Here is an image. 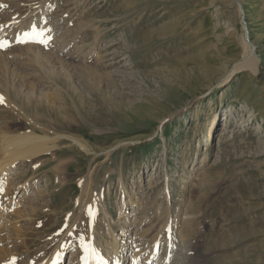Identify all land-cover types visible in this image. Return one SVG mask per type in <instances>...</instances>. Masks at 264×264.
I'll return each instance as SVG.
<instances>
[{
	"label": "rangeland",
	"instance_id": "374dc122",
	"mask_svg": "<svg viewBox=\"0 0 264 264\" xmlns=\"http://www.w3.org/2000/svg\"><path fill=\"white\" fill-rule=\"evenodd\" d=\"M5 1L0 138L56 148L0 175L1 255L41 264L70 238L66 264L95 234L108 252L125 240L131 264L139 224L143 237L169 224L177 242L191 214L202 264H264V0ZM245 39L258 72L229 77ZM137 200L138 214L120 209Z\"/></svg>",
	"mask_w": 264,
	"mask_h": 264
},
{
	"label": "bare ground",
	"instance_id": "6f19581e",
	"mask_svg": "<svg viewBox=\"0 0 264 264\" xmlns=\"http://www.w3.org/2000/svg\"><path fill=\"white\" fill-rule=\"evenodd\" d=\"M0 4H6V1L4 2V0L3 1L0 0ZM38 28L39 27H37L35 29V27H34L33 30L30 31L31 35L29 33V37L32 38V36L37 35L38 33H41V32H39ZM0 38H1V36H0ZM253 52H254V50L251 47L250 43H248L247 40L245 39L243 41V51H242L241 60L235 66V68L232 70L229 77L232 76V74H234L236 72L246 71V70L252 72L255 75L257 74V72H258V69H257L258 61H257L256 57L254 56ZM260 72L263 73L262 70ZM229 77H227V79H229ZM230 111L227 113L228 117H232V110H230ZM214 125H216V122L212 126H214ZM46 136H41V135H38L35 133H26V134L18 135L16 137H11V136L3 134V136L0 138V175H6L9 172H13L12 170L17 168V165L19 166V164H25V163L30 162L31 167H32V169H30V171H35L40 166H42V163H41V165L37 164L35 166V164H32V161L40 158L41 156H45L49 153L51 154V151L56 148V144H55L56 139L55 138L52 139V138H49ZM209 139H211V136ZM72 140H74V139H72ZM74 142L77 143V141H75V140H74ZM77 145H79V147L83 148L84 150L87 149L84 145L80 144L79 142L77 143ZM56 154H59V153H56ZM10 169H12V170L10 171ZM56 169L57 168H55V170ZM15 173H16L15 175L19 178H23L22 175H25L22 173L21 170H19V168L17 169V171ZM30 173H32V172H30ZM152 183H154V182H152ZM31 184H32V181H28V182L23 181L22 183L18 184L19 187L15 186V190H18V191L22 190L23 191L22 197H24L26 199L27 198L26 196L28 195V192L31 189ZM92 184H93L92 178L91 179L89 178L85 187L84 188L82 187L83 188L82 189L83 196H85V198L87 197V199L91 198V196H92V193H93ZM2 186H4V185H2ZM10 189H14V188L12 187ZM1 191L3 192V190H1ZM8 192L10 193V190ZM2 202H3V200H2ZM2 202L0 201V205H1L0 206V245L4 242L3 236L7 234V232L9 231L8 229H12V227H9V228L6 227L5 224L2 225V221L5 219L7 220V218H6L7 216H9V217L11 216V211H9L8 209H5L3 207L4 205L2 206V204H1ZM133 206H135V208ZM139 207H140V203H139V200H137V201H135L134 204L131 203L130 201L129 202H123L121 204L120 209L121 210L123 209L124 211L129 210V209H133L134 211L131 213V215L132 214L134 215V214H138L136 212V209H139ZM80 213L82 215L83 212L81 211ZM92 213H94V215L89 214V216L92 219V222H94V221H96L95 218H96V215L98 213L96 211H92ZM194 219L195 218L193 216H191V214L186 216L185 225L183 228L180 229V231L178 233L179 238H178L177 242H176V240H174L176 238L177 233L174 230H172L173 227L171 228L169 224H165L163 226H157L156 221H155L152 224L153 228L149 229V234L147 235L145 233L147 235L146 237H143L145 229H141L140 228L141 224H139L140 226L136 228L137 230H135V236L134 237L136 240L134 241L135 242L134 243V246H135L134 253H133V256L132 255L129 256V257H132L131 264H202L199 261V259L198 260L196 259V257L194 256V251H193V245H194L193 243L194 242L191 238L192 237L191 234L194 230L193 229L194 225L196 224V221ZM109 221L111 222L112 219L110 218ZM135 221H136V219L133 220V222H135ZM131 225H132V227H136L133 224H131ZM94 228H95V226H94ZM13 230L15 231V233L18 231V229L14 228V227H13ZM53 231H56V229L52 230V232ZM198 231H200V230H198ZM108 232L110 234H112V237L114 239H119L122 237V236L118 237L116 234H114L113 231L111 232V230H109ZM67 234H66V237H67ZM73 234H75V231ZM96 236H95V234L91 235V237H90L91 241L85 242L84 244L81 245L80 253H78L77 251L71 252L69 255V260L66 264H86V262H87V264H128L126 262H128L129 259H126V257L128 256V253H130L131 250H130V248L127 247L128 243L125 240L123 241V243L121 245L116 244L115 247H113L114 249L111 248L112 250L108 252V251H105L104 248H102L101 243H100L101 244L100 245L97 242ZM94 237L96 240L94 239ZM18 238H20V237H18ZM22 241L25 243V240H22ZM22 241H21V243H22ZM141 241H144V244L142 246H138V244H139L138 242H141ZM194 241H195V239H194ZM196 242H197V240H196ZM67 243L70 244V238L67 240H62L57 245V248L52 253H50L49 256L45 257V259H43V260H42V258L44 255L40 254L42 257L41 258V261H42L41 264H63L62 263L63 256H64L65 252L68 250L67 248H69L67 246ZM147 244H149V245H147ZM86 248H88L89 251H86L85 250ZM91 249H94L95 251L92 252ZM1 253H2V251L0 250V257H1L0 258V264H31L32 263L31 260H22L21 258H19L20 256L16 255L17 252H14L12 254H8L6 256H2Z\"/></svg>",
	"mask_w": 264,
	"mask_h": 264
},
{
	"label": "snow or ice",
	"instance_id": "6c2138e0",
	"mask_svg": "<svg viewBox=\"0 0 264 264\" xmlns=\"http://www.w3.org/2000/svg\"><path fill=\"white\" fill-rule=\"evenodd\" d=\"M40 42H41V43H45L44 40H41ZM0 46H2V45H0ZM0 102H3V98H2V97H0ZM89 214H90V215H94V213H92V210H91V209H89ZM85 250H86V251H89L88 248H86ZM91 251L94 252L95 250H94V249H91ZM86 264H87V262H86Z\"/></svg>",
	"mask_w": 264,
	"mask_h": 264
}]
</instances>
